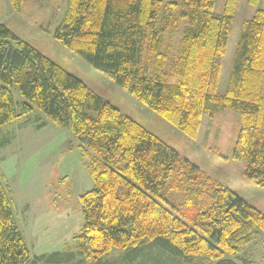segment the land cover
Returning <instances> with one entry per match:
<instances>
[{
  "label": "trees",
  "instance_id": "1",
  "mask_svg": "<svg viewBox=\"0 0 264 264\" xmlns=\"http://www.w3.org/2000/svg\"><path fill=\"white\" fill-rule=\"evenodd\" d=\"M216 1L69 0L54 36L192 139L203 116L238 111L233 157L243 162L245 177L264 189V9L242 23L229 83L220 94L238 0H226L222 13L214 11ZM22 2L10 0L16 11ZM182 20L188 25L172 55L165 33ZM14 86L25 99L20 113ZM35 108L74 133L94 181L80 197L85 221L74 236L90 264H106L115 250L135 264L153 248L184 260L202 256L206 264H239L227 255L240 256L257 232L264 234L261 210L0 21V127ZM173 193L183 196L179 203ZM30 259L0 179V264Z\"/></svg>",
  "mask_w": 264,
  "mask_h": 264
},
{
  "label": "rangeland",
  "instance_id": "2",
  "mask_svg": "<svg viewBox=\"0 0 264 264\" xmlns=\"http://www.w3.org/2000/svg\"><path fill=\"white\" fill-rule=\"evenodd\" d=\"M68 1L23 0L21 10L16 11L10 0H0V20L17 36L28 40L110 101L123 115L141 123L182 157L264 213V189L245 177L243 162L233 157L241 124L240 113L223 109L212 116L205 115L196 139L186 136L141 103L128 89L118 86L108 75L55 38V30L65 17ZM225 2L217 0L214 11L222 13ZM259 9H264V0H259L258 4L238 0L218 87L220 94L225 93L229 83L242 23ZM177 25H172L165 33V44L171 45L172 55L179 51L188 23L182 20ZM11 90L20 104V113L25 99L17 86ZM86 163L74 133L56 125L36 108L29 115L0 127V179L29 246L31 259L28 264H90L89 257L75 248L74 241L85 221L80 197L94 186ZM171 196L177 203L183 198L177 193ZM263 243L264 234L257 232L240 256L227 257L239 264H244L242 258L264 264ZM143 253L135 264H148V261L149 264H206L205 257L192 256L190 260H184L160 248ZM147 254L149 259L145 258ZM42 256L45 260H38ZM129 258L125 251L115 250L104 258V263L129 264Z\"/></svg>",
  "mask_w": 264,
  "mask_h": 264
},
{
  "label": "crops",
  "instance_id": "3",
  "mask_svg": "<svg viewBox=\"0 0 264 264\" xmlns=\"http://www.w3.org/2000/svg\"><path fill=\"white\" fill-rule=\"evenodd\" d=\"M1 21V20H0Z\"/></svg>",
  "mask_w": 264,
  "mask_h": 264
}]
</instances>
